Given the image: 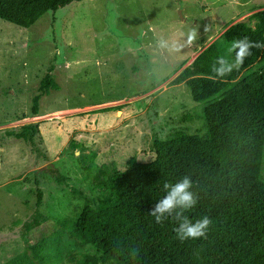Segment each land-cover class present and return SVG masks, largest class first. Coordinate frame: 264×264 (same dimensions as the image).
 Wrapping results in <instances>:
<instances>
[{
    "label": "rangeland",
    "instance_id": "rangeland-1",
    "mask_svg": "<svg viewBox=\"0 0 264 264\" xmlns=\"http://www.w3.org/2000/svg\"><path fill=\"white\" fill-rule=\"evenodd\" d=\"M263 8L264 0H78L29 28L0 20V264H33L27 250L81 213L72 189L96 195L82 157L95 153L97 166L122 171L132 156L154 158L156 134L202 133L201 120L181 121L195 103L171 81L213 41L233 59L222 32ZM162 37L184 47L157 82L150 45ZM27 124L38 125L33 141L16 136ZM61 249L85 252L67 236Z\"/></svg>",
    "mask_w": 264,
    "mask_h": 264
},
{
    "label": "trees",
    "instance_id": "trees-1",
    "mask_svg": "<svg viewBox=\"0 0 264 264\" xmlns=\"http://www.w3.org/2000/svg\"><path fill=\"white\" fill-rule=\"evenodd\" d=\"M75 1L0 0V20L29 28L46 12ZM244 37L264 43V8L249 15L248 22L231 24L220 39L230 45ZM218 56L214 41L171 81L184 84L195 103L181 121L201 120L203 132L178 130L164 140L156 134L154 158L144 163L132 156L122 171L97 166L95 153L82 157L96 195L72 189L84 200L81 213L27 250L33 264H264V66L254 70L264 63V48L252 49L243 65L224 78H213L211 71ZM46 86L56 89L49 79ZM37 132V124H27L16 136L33 141ZM186 176L197 204L185 214L193 221L207 216L212 224L206 238L181 242L171 218L157 224L149 213L166 194L163 184ZM64 236L85 252L63 253ZM133 249L138 250L135 259L129 255Z\"/></svg>",
    "mask_w": 264,
    "mask_h": 264
},
{
    "label": "clouds",
    "instance_id": "clouds-1",
    "mask_svg": "<svg viewBox=\"0 0 264 264\" xmlns=\"http://www.w3.org/2000/svg\"><path fill=\"white\" fill-rule=\"evenodd\" d=\"M205 32L209 29L205 27ZM197 36V29L192 28L188 34L185 44L190 45ZM150 47L154 50V58L149 69V76L157 82L170 71V65L167 63L169 57L179 54L184 45L177 42H171L166 38L155 40ZM264 48V43L251 41L244 37L234 39L230 44V50L234 52V59L221 55L215 58L211 71L213 78H224L234 70H238L244 63L245 59L252 55V49ZM193 187L189 177H184L175 184L165 182L163 190L166 193L163 198L159 199L149 215L155 218L157 224L171 218L175 223L174 229L177 238L184 242L189 239L206 238L212 220L204 216L198 220H191L185 213L197 204V196L191 190ZM133 259L138 255V250L133 249L129 253Z\"/></svg>",
    "mask_w": 264,
    "mask_h": 264
},
{
    "label": "crops",
    "instance_id": "crops-1",
    "mask_svg": "<svg viewBox=\"0 0 264 264\" xmlns=\"http://www.w3.org/2000/svg\"><path fill=\"white\" fill-rule=\"evenodd\" d=\"M222 33H223V32H222ZM213 42H214V41H213ZM210 44H211V43H210ZM204 48H205V47H204ZM204 48H203V49H204ZM201 51H202V50H201ZM201 51H200V52H201ZM200 52H199V53H200ZM199 53H198V54H199ZM198 54H196V55L191 59V61L189 62V64H190V63L196 58V56H197ZM119 113H123V114H124L123 111H122V112H118V114H119Z\"/></svg>",
    "mask_w": 264,
    "mask_h": 264
}]
</instances>
